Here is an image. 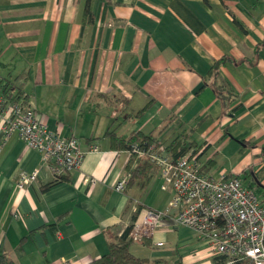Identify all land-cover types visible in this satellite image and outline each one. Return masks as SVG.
<instances>
[{
  "label": "crops",
  "instance_id": "crops-1",
  "mask_svg": "<svg viewBox=\"0 0 264 264\" xmlns=\"http://www.w3.org/2000/svg\"><path fill=\"white\" fill-rule=\"evenodd\" d=\"M223 57L233 60L217 75L234 99L226 107L207 78ZM0 83L83 153L79 169L44 190L54 180L41 154L15 134L4 141L0 120V254L14 264H88L147 211H166L173 193L156 170L114 191L130 154L111 148L108 130L165 146L185 137L212 163L208 176L241 179L264 206V0H0ZM33 172L35 182L17 187ZM130 252L166 264L216 261L175 215Z\"/></svg>",
  "mask_w": 264,
  "mask_h": 264
},
{
  "label": "built area",
  "instance_id": "built-area-1",
  "mask_svg": "<svg viewBox=\"0 0 264 264\" xmlns=\"http://www.w3.org/2000/svg\"><path fill=\"white\" fill-rule=\"evenodd\" d=\"M0 112L4 141L15 134L25 146L39 152L53 180L79 169L83 153L77 139H65L50 131L33 110L20 103L1 98ZM127 152L147 160L173 193L166 211H147L142 222L133 226L129 238H152L160 221L175 215L178 225L208 243L215 264H264V207L241 179H214L203 172V164L193 150L174 159L160 142L135 144ZM36 179L37 172L22 173L17 187ZM126 186L127 178H122L114 191L122 193Z\"/></svg>",
  "mask_w": 264,
  "mask_h": 264
},
{
  "label": "trees",
  "instance_id": "trees-1",
  "mask_svg": "<svg viewBox=\"0 0 264 264\" xmlns=\"http://www.w3.org/2000/svg\"><path fill=\"white\" fill-rule=\"evenodd\" d=\"M84 23L91 22V12H90V5H87L84 10L83 15ZM259 51L257 47L255 51L256 53ZM257 58V57H256ZM226 61L233 62L231 58L223 57L214 62L213 67L211 68L207 78L212 80L211 87L215 96L219 99L223 107L229 105L230 102H233L234 99L230 96L225 89L217 84V75L218 69ZM253 61H250V65L254 64ZM208 79V80H209ZM206 87V84L203 86ZM0 93L4 97L5 100L17 104L21 102L23 106L26 102V98L21 93H14L11 87H8V84H1L0 83ZM152 102L146 104L141 110H139L135 114V118H140L142 115L148 111L151 107ZM105 137L109 139V143L111 148L117 151H129L132 145L135 144H152L158 143L156 139H154L150 135H142L140 133L132 134L127 139H122L119 137L114 131L108 130L105 133ZM187 138L185 137H177L172 140L168 145L165 146V150L169 153L172 158H179L187 154L190 149L194 148L193 155H196L198 158L200 157V148H196L195 144L187 143ZM211 162H206L202 166L203 172L207 173L211 169ZM156 170L147 160L138 159L136 155H130V160L125 167V175L127 177V186L129 188L132 186L137 180H144L146 182H150L152 179V173ZM66 177L63 176L60 180H54L49 185L44 187V190L47 189L49 186L63 181ZM264 207V206H263ZM133 225L129 226L125 229L124 233L116 240L112 241L108 245V252L106 255L93 260L88 264H166L164 261L160 260H149L146 258H138L134 256L130 252V244L132 243L131 238H129V233L132 230ZM0 264H14L13 261L10 259L7 253L0 254Z\"/></svg>",
  "mask_w": 264,
  "mask_h": 264
},
{
  "label": "rangeland",
  "instance_id": "rangeland-1",
  "mask_svg": "<svg viewBox=\"0 0 264 264\" xmlns=\"http://www.w3.org/2000/svg\"><path fill=\"white\" fill-rule=\"evenodd\" d=\"M140 186H142V183H141V185H140ZM142 191H143V190H142V189H140V190H139V193H141ZM141 195H143V194H141ZM168 205H169V204H168ZM168 205H166V209H167ZM163 211H164V210H161V211H158V212L160 213V212H163Z\"/></svg>",
  "mask_w": 264,
  "mask_h": 264
}]
</instances>
